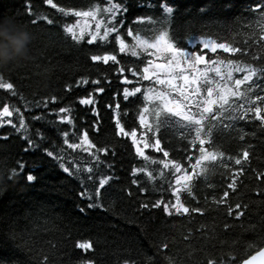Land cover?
<instances>
[{"label":"trees","instance_id":"trees-1","mask_svg":"<svg viewBox=\"0 0 264 264\" xmlns=\"http://www.w3.org/2000/svg\"><path fill=\"white\" fill-rule=\"evenodd\" d=\"M122 2L128 7L123 16L124 27L120 29L126 46L124 52H120L116 33L96 44L87 43L89 33L96 30L95 24L105 19L103 14L95 20L72 14L96 5L106 7L108 0H53L57 8L46 0H0V44L8 46L22 32H31L33 36L30 60L0 71V82L13 85L11 90L0 88V110L5 105L19 109L12 117L0 118V264H209L210 260L214 264H240L264 248V125L253 113L246 119H231L237 115L233 109L243 100L229 96V104L224 106L227 111L220 110L219 102L213 104L217 118L204 121L206 131L215 125L212 142L205 145L218 154L214 161L196 164L201 153L199 141L195 140V126L181 116L170 117L160 129L162 148L169 152L168 158L151 146L144 147L145 142L154 143L157 135L152 109L162 108L170 96L187 103L181 91H175L177 88L156 83L157 76L181 83V89L182 76H189L190 81L197 76L187 65L171 70L156 67L171 60L172 54L166 50L165 43L190 49V39L197 42L203 38L239 47L244 53L233 54L220 48L215 53L205 50L206 63L197 67L215 82L205 84L204 77H199L200 95L191 96L193 101H200V107L191 108L198 114L205 106L203 101L209 99L208 87L214 89L211 99L218 101L228 88H235V79L246 75L233 71L232 80L221 79L214 69L208 71L212 68L207 64L209 58L233 59L253 66L264 64V19L250 10L258 0H164L174 8L173 22L167 29L166 41L157 48L138 43L128 35V30L133 29L134 35L139 34L148 44L156 43L161 26L148 22L147 18L159 20L163 14L162 0ZM61 7L68 14L59 12ZM45 16L54 23L48 24L42 19ZM137 17H144L145 21L138 22ZM72 25H77V33L80 27L85 29V39L80 43L65 32V27ZM198 47L202 46L198 44ZM133 51L137 55L133 56ZM106 53L116 55L120 63L91 60L93 54ZM122 65L138 68L140 75L134 77L130 71L119 74L116 69ZM145 67L149 68V80L143 79ZM217 67L226 76L228 67ZM124 76L132 83L122 84ZM85 79L89 81L87 84L82 82ZM95 80L101 83H92ZM253 81L241 85V90L251 86L253 99L255 95L264 96V78L253 77ZM99 87L105 88V92H97ZM124 87L130 90L141 87L142 93L152 89L154 100H146L138 93L130 98L133 103H129L123 99ZM185 87L192 91L197 84ZM161 94L165 95L164 102L158 101ZM86 98L95 102L82 104L80 101ZM109 104L113 105L111 109ZM148 106L151 112L144 113L145 124L152 130L140 123V114ZM61 108L70 112L61 113ZM21 114L26 132L17 131L7 123L12 120L18 126ZM117 115L125 131L136 132L137 144H133L131 135L118 134ZM61 116H70L72 122L61 123ZM65 131L69 141L77 144L87 132L97 147H107L108 155L99 153L98 162L83 148L69 149L64 143ZM26 135L39 146L29 147ZM137 145L144 156L137 154ZM46 149L63 159L48 157ZM244 150L250 154L247 161L243 160ZM236 158H241L242 165L235 164ZM162 159L180 162L195 175L189 182L191 192L182 188L184 181L175 184L176 176L183 173L163 169L159 163ZM20 163L25 165L22 171ZM61 163L72 171L76 165L82 169L93 165L95 179L88 180L89 174L84 171L82 183L79 175L65 173ZM13 169L19 174L9 178ZM149 172L153 173L152 177ZM28 174L36 179L28 182ZM101 177H112L102 190L104 207L88 209L90 201L82 198L80 192L87 188L94 195ZM233 180L235 190L229 188ZM176 187H181V199L189 207V213L177 214L173 209L170 215L163 206L151 207L161 199L175 203L172 193ZM143 204L150 207L144 208ZM82 207L86 209L84 213L80 212ZM85 241L92 243L91 249L76 247L77 242Z\"/></svg>","mask_w":264,"mask_h":264},{"label":"snow or ice","instance_id":"snow-or-ice-1","mask_svg":"<svg viewBox=\"0 0 264 264\" xmlns=\"http://www.w3.org/2000/svg\"><path fill=\"white\" fill-rule=\"evenodd\" d=\"M46 3L51 5L53 8H57V5L53 3V0H46ZM160 8L162 9V15L159 18V20H154L152 17H148L147 21L150 23H159L161 26V31L158 36L157 42L156 43H151L148 44L145 41H143L140 37L139 34L134 35V30L129 29L128 30V35L133 36V38L140 44H142L145 47H152V48H157L160 43H164L166 41V38L168 37V28L171 27L172 22H173V13H174V8L169 6L167 2H164L162 0L160 4ZM251 11L258 13L262 19H264V0H258V2L255 4L253 8L250 9ZM58 11L61 12L62 14H68V12L64 8H58ZM203 12L204 9H201ZM128 12V7L122 2V0H108L107 6L101 8L99 5L93 6L87 11H75L72 14H74L77 17H91L93 20L97 18V16L103 14L105 19L100 20L95 24V32L89 33L90 39L87 40V43L89 45L96 44L98 40H107L108 36L111 33H116V41L120 45V52L125 51V43L120 37V29L124 27V21H123V16ZM29 14H31V9L29 8ZM42 19L46 20L48 24H53L54 20L50 19L48 17H42ZM138 22H144L145 18L144 17H137ZM36 21L34 20L33 23ZM76 27L77 25H72V26H66L65 27V32L71 36V39L75 41L76 43H80L82 40L85 39V29L84 27H80L79 33L76 32ZM103 27V31L102 30ZM264 38V37H262ZM195 38H192L189 40L190 44V49L185 46H178L174 47L173 44L171 43H165V48L167 51H169L171 55V60L167 64H158L156 65L157 68L159 69H164V70H171L174 68H180L183 65H187V67L195 70L197 73V76H194L193 79L190 81L189 76H183V80L185 85H188L190 83L197 84L196 89L192 90L189 92L187 96H185L184 91H181V95L184 96L185 101H187L186 104H181V103H176L175 107H170L169 105L172 103V101L169 99L167 100L164 104L163 107L161 108L160 106L155 107L152 109L156 116V122L154 125V130L157 133L156 138L154 143L151 141L145 142L144 147L147 148L149 146L153 147L157 152H163V157L168 158L169 157V152L162 148V138L159 135L160 129L162 126L167 124L170 121V117L172 116H181L184 121L189 122V124L195 126V140L199 141V151L201 153V156L197 159L196 164L200 165L201 161H206V160H216L217 159V153L213 152L210 149H206L205 145L207 143H211V136H212V128L215 127L213 125L212 127L208 128L207 131L205 130V125L204 121L209 120V119H215L217 118L213 114V104H217L219 102V108L221 111H227L224 106L229 104V96L236 97L237 100H243L244 103L237 104L236 107L233 109L237 113V115H233L231 119H246L248 118L249 113H253L254 117L256 120H259L261 122V125H264V96L262 95H255V98L253 99L252 95L250 94L253 89L251 86H249L245 90H241V85L245 84L248 81H253V77H261L264 78V64H261L260 66H253L252 64H241L237 60L233 59H226V60H221L217 58L216 60H212L211 58L208 59L207 64H211L212 68L208 69V71H211L214 69L216 71V74L221 77V79H227V80H232V72L237 71V72H245L246 75L243 77V79H235L234 84L235 88H228V90L219 96V100L211 99L214 93V89L212 87L207 88V96L209 99H206L203 101V104L205 105L202 109L201 112L193 113L191 111V108L193 106L195 107H200V101L197 99L196 101H193L191 99V96L193 94L196 95L198 98L200 95V86L198 84L199 77H204V83H214L215 81H211L210 78L206 75V72H202L197 66L202 63H206V52L205 50H210L211 52L215 53L218 48L223 49L225 52H230V53H241V55H244V53L241 51L239 47H232L230 44L226 43H216L215 41H211L208 39H200L197 42H193ZM198 44L201 45L202 47H198ZM132 55L135 56L137 53L135 51L132 52ZM253 59H256L255 56H253ZM91 60L94 62H103L104 64H108L109 61H112L113 64H119L120 61L117 60L116 55L111 54V53H106L104 55H98V54H93L91 55ZM151 63V62H149ZM217 65H225L228 67L229 71L227 72L226 76L220 72V68L217 67ZM116 71L123 75L126 71H130L132 76H138L140 75L139 69L138 68H129L127 65H122ZM119 79V76L117 77ZM143 79L144 80H149V68L145 67L143 69ZM84 84H87L89 81L88 80H83L82 81ZM94 84H100V80H95L92 81ZM109 84H111V80L108 81ZM122 84H131L132 81L127 77L124 76L123 80L121 81ZM156 83L160 85L168 84L170 86H173L172 79L169 78L167 80L165 79H160L157 76ZM255 83V81H253ZM0 88L6 89V90H11L13 89V85L11 83H4L0 82ZM97 92L99 93H104L105 88L99 87L96 89ZM143 94L145 96L146 100L151 101L152 100V89H148L147 92L142 93L141 87H134L133 89H129L128 87L123 88V99L129 103H133V101L130 99L131 97H136L137 94ZM13 95L16 93L13 92ZM119 96V92L116 94ZM138 98V97H137ZM55 100V97L52 98ZM161 100H164V95L161 94L160 96ZM82 104L89 105L93 104L95 101L92 98H86L82 99L80 101ZM44 106L47 107V103H44ZM108 107L111 109L113 105L109 104ZM182 107L184 109H187V111L182 110ZM115 109L118 113L120 109V104L119 102L116 103ZM166 110V112H165ZM14 111H19V109H12L9 105H5L2 110H0V118H5V117H12ZM94 114L98 115V112L93 109ZM61 113H66L70 112V109L68 108H61L60 109ZM149 108L145 107L143 109V113L140 114V123L142 125H145L146 128H149V130H152L151 126L145 124V116L144 113H148ZM205 114H210V115H205ZM34 119H41V117H34ZM61 123H71V117L70 116H61L60 118ZM8 124H11L12 127L17 128V131H25L27 130V125L25 123L23 114L20 116L19 120V125L17 126L16 124L13 123L12 120H7ZM116 128L118 130V134L123 135V136H128L131 135L133 138V144H137V139H136V132L131 131L127 132L125 131L124 126L121 124L119 116L117 115L116 117ZM97 130L98 126H97ZM68 132L65 131L63 132V136L65 137L64 143L67 145L69 149H77V148H83L84 151L88 152L89 156H92L96 161L99 162L100 156L99 153H104L105 155H108V149L107 147H97L90 139L85 132L80 140V143H73L70 142L68 139ZM25 139H27L29 147H38L39 145L36 144L35 141H33L30 137L27 135L25 136ZM243 139V137H241ZM92 149H96L95 152L92 151ZM28 149H25L27 151ZM46 154L48 157H52L53 159H63V157H57L52 151L45 150ZM136 152L140 156H144V152L141 150L140 146L137 145L136 147ZM219 155H223V153H219ZM249 152L248 150L243 151V160L247 161L249 158ZM145 159H148V157H145ZM191 159V158H189ZM160 164L163 165V169H169L170 172L172 173H183V175H177L175 178V184L176 185H181L182 181H184L182 188L184 190H187L191 192V184L189 183L190 181L194 180L196 177L194 174H190L187 169L180 163L175 160H170V159H162L159 161ZM235 164L236 165H242V160L241 158H236L235 159ZM61 168H63L65 173H68L69 175H79L82 183H83V172L86 171L89 175L87 176L88 180H94L95 177L92 175L94 171V166L93 165H88L84 169L81 168L80 165H76L75 171H72L70 167L65 166L63 163H61ZM25 165L23 163L19 164V170L22 171L24 169ZM163 169H161V175L163 176ZM204 169L202 168L201 171ZM138 171V170H134ZM241 173L243 172V167H241ZM19 173L17 172L16 169L12 170V176L9 178H15ZM148 175L150 177L153 176L152 172H149ZM27 181L32 182L36 179L34 175L28 174L27 175ZM112 177H101L99 180V185L95 189V193L89 192L87 188L84 189V191L80 192V196L82 198H87L90 202L87 204L88 209H93V208H103L104 205L102 203V197H103V192L102 190L105 188V185L108 184L109 180H111ZM133 183H137V181H133ZM235 184L236 181L233 180L232 184H229V188H232L235 190ZM181 187H176L173 189V196L175 197V203H165L163 199L157 200L156 203L152 204L151 207L159 208L163 206V209L166 213L172 214V210L174 209L177 214L184 213L187 214L190 212L189 207L185 206L181 199ZM225 197H227L228 193H224ZM142 207L148 208L150 207L149 204H143ZM239 208L240 205H237ZM86 211L85 208H80V212L84 213ZM192 211H201L200 209H192ZM231 214V213H230ZM243 213H240L242 215ZM76 247L81 248L85 251L89 250L92 248V243L89 241L85 242H77ZM167 247V245H165ZM209 264H214L213 261H209ZM245 264H264V248H261L255 255H253L249 260L245 262Z\"/></svg>","mask_w":264,"mask_h":264},{"label":"clouds","instance_id":"clouds-1","mask_svg":"<svg viewBox=\"0 0 264 264\" xmlns=\"http://www.w3.org/2000/svg\"><path fill=\"white\" fill-rule=\"evenodd\" d=\"M32 41L31 32H22L19 37L11 39L8 46L0 44V71L30 60Z\"/></svg>","mask_w":264,"mask_h":264},{"label":"rangeland","instance_id":"rangeland-1","mask_svg":"<svg viewBox=\"0 0 264 264\" xmlns=\"http://www.w3.org/2000/svg\"><path fill=\"white\" fill-rule=\"evenodd\" d=\"M173 80V79H172ZM180 86H181V83H179V82H177V81H175L174 83H173V88H177V89H179V90H181V91H184V92H186V89H185V83L183 82L182 83V89L180 88ZM170 87V86H169ZM153 97V96H152ZM152 100H154V97L152 98ZM158 101L159 102H161V101H165V95H164V100H161L160 99V97H159V99H158ZM147 108H149V112L148 113H150L151 112V108H150V106H148ZM148 113H146V114H148Z\"/></svg>","mask_w":264,"mask_h":264},{"label":"water","instance_id":"water-1","mask_svg":"<svg viewBox=\"0 0 264 264\" xmlns=\"http://www.w3.org/2000/svg\"><path fill=\"white\" fill-rule=\"evenodd\" d=\"M250 258H251V257H250ZM250 258H249V259H250ZM249 259H248V260H249ZM246 261H247V260H246ZM246 261H245V262H246ZM245 262H243L242 264H245Z\"/></svg>","mask_w":264,"mask_h":264}]
</instances>
